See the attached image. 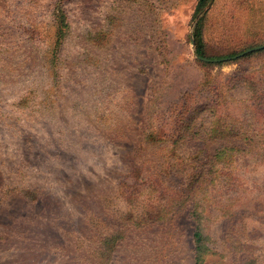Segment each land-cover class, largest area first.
<instances>
[{
	"label": "rangeland",
	"instance_id": "1",
	"mask_svg": "<svg viewBox=\"0 0 264 264\" xmlns=\"http://www.w3.org/2000/svg\"><path fill=\"white\" fill-rule=\"evenodd\" d=\"M197 3L0 0V264H195L193 198L202 264H264V0ZM197 25L232 54L201 64ZM218 89L208 154L246 152L210 182L168 134L181 111L208 130Z\"/></svg>",
	"mask_w": 264,
	"mask_h": 264
},
{
	"label": "trees",
	"instance_id": "2",
	"mask_svg": "<svg viewBox=\"0 0 264 264\" xmlns=\"http://www.w3.org/2000/svg\"><path fill=\"white\" fill-rule=\"evenodd\" d=\"M206 2L207 0H198L197 9L202 8ZM193 35H194V44H195L196 53L199 56L209 58L208 60H198L203 65L223 62L220 59L221 56L232 54V53H228V54L220 55L219 57H213V56L206 54L204 50V42L202 38V30L200 28V25L195 26ZM212 59H219V60H216V62H213ZM263 82L264 80L260 81L259 85H256V86L255 84H253L252 81H250L249 84L253 87L252 89H258V90L261 89L264 92ZM237 86H238L237 80H233L226 89L236 88ZM213 96H214V99L213 101L211 100L212 102L210 101L211 103H209V107H208L212 109V113L210 117L211 127L208 130H201L199 127H194L191 129L195 121L191 118L188 112L181 111L178 113V115H176V118L172 120L175 127L173 131L168 134V136H170L171 138H174V141L177 143L181 141L182 139L195 141L196 149L194 151V155H199L204 149L207 150V153L206 155H204V157L206 161L210 163L209 172L212 174L210 177V182L214 180V175L216 177L218 175V178L224 181L227 180L231 175H234L232 171L233 168H235L236 165L239 164L241 158H243L244 156V152H246L244 148H241L239 146L224 145L216 149V151L213 153L212 156L208 154V149H207L208 143L212 142L215 139H219L221 137H224L230 134L229 131H224L221 127H219L221 118H220V114L218 113L217 109L221 103L222 90L221 89L216 90ZM179 122L181 123L183 122V124L187 127V130L185 132L181 131L182 124H180ZM161 134L162 133L158 134V136L160 137ZM153 136H154L153 133H149L147 135V138H151ZM162 136H165V135H162ZM213 167H217L218 169H220V171L216 173V171L213 170ZM200 173H201V170L198 171V174ZM194 178L195 176L192 175L191 179H189L188 184L186 185L188 189L186 193L183 189H181L180 185L172 189L173 194H175L174 196L175 199H186L188 197L189 193L194 188L193 181L194 182L197 181V179L193 180ZM162 191H164V187ZM203 191H205V189H203ZM175 204H178V205L180 204L181 206V202L179 203L175 201L171 203V208L175 206ZM169 211H172V209H170ZM202 212H203L202 205L193 198L192 209L190 213L193 214L195 221H196L195 229L193 231V238L196 243L195 253H194L195 264H202L203 252L201 248L203 246V238H204L203 232L200 228V216ZM158 214H159L158 216L160 217V211Z\"/></svg>",
	"mask_w": 264,
	"mask_h": 264
},
{
	"label": "water",
	"instance_id": "3",
	"mask_svg": "<svg viewBox=\"0 0 264 264\" xmlns=\"http://www.w3.org/2000/svg\"><path fill=\"white\" fill-rule=\"evenodd\" d=\"M261 46H264V45H261ZM253 48H251V49H248V50H252Z\"/></svg>",
	"mask_w": 264,
	"mask_h": 264
}]
</instances>
